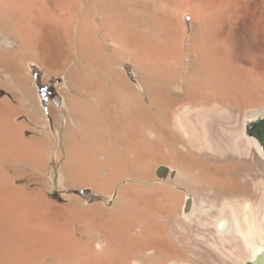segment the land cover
I'll return each instance as SVG.
<instances>
[{"label": "bare ground", "instance_id": "bare-ground-1", "mask_svg": "<svg viewBox=\"0 0 264 264\" xmlns=\"http://www.w3.org/2000/svg\"><path fill=\"white\" fill-rule=\"evenodd\" d=\"M26 60L66 70L60 106ZM263 104L264 0H0V264H264ZM48 155L105 201L18 183Z\"/></svg>", "mask_w": 264, "mask_h": 264}, {"label": "rangeland", "instance_id": "rangeland-1", "mask_svg": "<svg viewBox=\"0 0 264 264\" xmlns=\"http://www.w3.org/2000/svg\"><path fill=\"white\" fill-rule=\"evenodd\" d=\"M189 16L190 15L187 14V15H184V18H183L184 24L187 27V34L188 35L190 34V32H192L191 29H193V27H191V17H189ZM23 65H24L25 72H26L27 76L29 75L28 76L29 84L31 87L32 86L35 87L37 97H39L38 100L43 104V106H45V108H47V106L51 105L52 103H53L52 105H54V106H60L61 100H62V92H61L62 86H61V84H62L63 78L66 74V70L64 72H60V73L47 74L45 71V68H43V66H40L37 63L32 62L31 60H26L23 63ZM70 66H71V64H69V66H67V69H69ZM122 67L125 70L124 74L130 80V82L133 84L138 83L137 82V74L135 73L132 65L129 63H125V64H123ZM3 95H7V93L2 94V96ZM13 103L18 105V106L20 105L15 100L13 101ZM45 110H46L45 111V118H51V115H49L50 113H49L48 109H45ZM20 120L21 121H23V120L27 121V123H28V128L26 131L27 137L44 136L46 142H48V143L50 142V144H51L52 140L54 139L55 141L53 144V148L58 147L55 144V143H57V141L54 138L55 137L54 136L55 130L53 129L54 126H53V124H50L51 126L49 125V123H52V119H50V121H48V124H45L44 126H41V127L38 126L37 128L35 127V124L30 123L27 116H25V117L22 116V118H20ZM32 126H34V127H32ZM48 127H50L52 130L48 131L49 130ZM30 129L32 131H30ZM48 162L49 163H47V165H46V168H47L46 172H41V170H38L36 168L23 166L22 169L26 170L27 173H26L25 177L23 176V178H21L18 181V183L19 184H23V183L28 184L29 183L28 184V190H30V189L32 190L34 188L40 187V184H37L39 181L45 183L42 186V189L44 191V195L46 196L47 199H49V200H51V201H53L59 205H66L69 202V198H68L69 195H74L75 197H77L81 201H83L86 205H92V203L93 204L94 203H101V202L105 201L104 193H101L99 191H94L93 190L94 188L91 186H78V187L72 186L69 188L59 187V184L58 185L56 184V182L54 181L55 179L53 177L55 158L53 157V159H52L48 155ZM262 169H263L262 162L259 161V166L256 167V171H255L257 179L261 177L258 175L260 172L262 173ZM38 173H39V175H38ZM41 173H42V175H41ZM261 173H260V175H261ZM33 179H34V181H33ZM32 182H35V184ZM44 186H46V187H44ZM54 192H56V194H54Z\"/></svg>", "mask_w": 264, "mask_h": 264}, {"label": "water", "instance_id": "water-1", "mask_svg": "<svg viewBox=\"0 0 264 264\" xmlns=\"http://www.w3.org/2000/svg\"><path fill=\"white\" fill-rule=\"evenodd\" d=\"M248 133L255 136L264 146V119L252 122L248 127Z\"/></svg>", "mask_w": 264, "mask_h": 264}]
</instances>
